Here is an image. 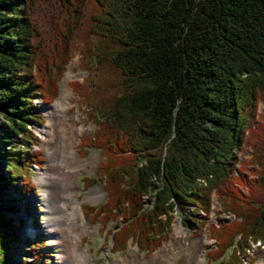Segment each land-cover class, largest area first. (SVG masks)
Segmentation results:
<instances>
[{"label":"trees","instance_id":"16d2710c","mask_svg":"<svg viewBox=\"0 0 264 264\" xmlns=\"http://www.w3.org/2000/svg\"><path fill=\"white\" fill-rule=\"evenodd\" d=\"M76 53L88 76L74 87L96 126L79 148L102 155L84 185L100 179L106 192L82 209L115 222L111 251L154 250L186 205L213 240L208 263L264 245V0H0V264L48 262L41 234L13 231L33 210L35 99L56 97ZM212 213L231 218L208 224Z\"/></svg>","mask_w":264,"mask_h":264},{"label":"rangeland","instance_id":"374dc122","mask_svg":"<svg viewBox=\"0 0 264 264\" xmlns=\"http://www.w3.org/2000/svg\"><path fill=\"white\" fill-rule=\"evenodd\" d=\"M80 56L79 53H76L66 65L62 77L57 82V95L53 100L43 103L40 98L35 99V103L39 106L44 117V121L41 123L44 125L47 123V117L43 107L50 106L57 100L65 83V76L67 75L66 86L71 91V95L68 97V101L65 99L63 102H69L70 104L67 112L65 111L68 119L67 122L73 124L70 126V129L73 130V132L78 133L76 138L73 139V142H71V146L76 155V160H73L72 164H75L76 167L73 169H67L73 178H75V187L73 189L75 199L67 200L66 206L69 210L73 209V205L77 206L82 212L84 225H79L77 231L80 245L86 250L87 254L96 264H126L129 260H132L136 264H157L155 261L151 260V256L161 247H165L169 251L174 249L173 252H175V255L166 264H210L206 261L205 253L211 247L213 240L210 238L207 228L198 229L195 225L189 223V219L193 218L191 212L192 206L190 205H186L183 209L176 210L167 238L162 240L160 245L152 251L141 250L137 244L132 242L126 246L125 250L112 252L110 233L107 232V230L112 228L115 222L108 221L106 226H102L98 220L92 219L86 214V211L82 209V205L94 206L104 202L106 199V192L103 181L100 179H96L95 182L88 186L84 185V178L97 177L96 173L99 163L102 161V155L99 148L85 147L87 149L86 153H82V150L79 148L81 135L92 137L96 129L93 119L88 114L85 107V102L82 101V98H80L79 93L74 87L75 82L81 83L88 76V71L82 65ZM263 108L264 105L261 104L260 112H262ZM57 117H59V115ZM39 127L40 125H31L32 131L38 138V143L32 146V149L40 152V167L33 164L29 167V179L30 183L34 186V189L30 192H26L24 197V201L27 202L28 206L32 207L33 210L25 217V225L21 227V229L14 230L13 233H16L19 239L23 241L28 240L33 234H41L44 245L43 251H46L49 255L46 258L48 261L47 264H57V256L61 251V248L52 243L48 230L43 223L46 213L43 189H45L46 186L38 180V170L45 169L50 161L45 152V148L42 146V138L36 131ZM50 146L49 152L52 153L56 152L57 149L58 152H61L63 149L60 148L61 146L57 148V143L51 144ZM239 155L243 169H245V167L248 169L249 167L245 166V164L248 163L247 160H249L252 155V149L250 146H244L239 152ZM65 159L70 162L72 157L67 155L65 156ZM97 186L101 187L102 195L98 198L92 199V196L97 191ZM2 201H5L4 197H0V204ZM215 209L220 210V207L217 205ZM216 215L217 214L214 213L211 214L208 224L218 223L222 218H231L230 215L226 214L220 213V215H218L220 218L216 217ZM58 219H60V217ZM33 220L36 221V224L38 225L37 229H33L29 226L30 222ZM176 237L179 240L178 243L174 241V238ZM170 242L173 243L172 247H169ZM20 245L21 244L11 245L10 252H13L14 249H19ZM21 246L22 252L19 254L16 252V257L19 261L25 257L23 251L27 249L24 242ZM246 256L247 257L243 258V261L237 264H264V245L258 246L257 243L254 244L252 248L247 251Z\"/></svg>","mask_w":264,"mask_h":264},{"label":"bare ground","instance_id":"6f19581e","mask_svg":"<svg viewBox=\"0 0 264 264\" xmlns=\"http://www.w3.org/2000/svg\"><path fill=\"white\" fill-rule=\"evenodd\" d=\"M66 81L67 75L65 76V83L60 96L52 105L43 107L47 123L36 130L42 138V146L45 148L50 161L45 169L38 170V180L46 186L43 189L44 205L46 208L43 223L48 230L52 243L61 248L57 256V264H96L80 245L77 236L78 226L84 225L82 212L77 206L73 205L72 210H69L66 206L67 200L75 199L73 192L75 178H73L67 169L76 167L75 164H72V161L76 160V155L71 142H73L78 133L73 132L70 129V126L73 124L67 122L66 112L70 104L63 101L65 99L68 101L71 91L67 88ZM58 115L59 117H57ZM54 143H57V148L59 146L63 148L61 152H58V149L54 153L49 152L50 145ZM67 155L72 157L70 162L65 159ZM101 195L102 189L97 186V191L92 196V199L98 198ZM59 217L60 219H58ZM174 241L179 242L177 237L174 238ZM172 246L173 243L170 242L169 247ZM173 250L169 251L165 247H161L153 253L151 260L157 264H166L175 255ZM126 264L136 263L129 260Z\"/></svg>","mask_w":264,"mask_h":264},{"label":"water","instance_id":"95a60500","mask_svg":"<svg viewBox=\"0 0 264 264\" xmlns=\"http://www.w3.org/2000/svg\"><path fill=\"white\" fill-rule=\"evenodd\" d=\"M40 126L42 125V124H39Z\"/></svg>","mask_w":264,"mask_h":264}]
</instances>
